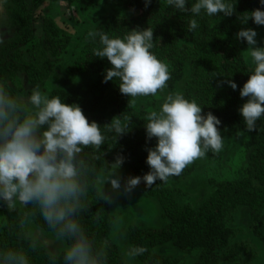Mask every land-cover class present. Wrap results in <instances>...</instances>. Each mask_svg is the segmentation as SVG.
Wrapping results in <instances>:
<instances>
[{
  "label": "trees",
  "instance_id": "trees-1",
  "mask_svg": "<svg viewBox=\"0 0 264 264\" xmlns=\"http://www.w3.org/2000/svg\"><path fill=\"white\" fill-rule=\"evenodd\" d=\"M113 1L126 10V14L104 12L97 19L93 31H105L110 38H123L132 29L152 28L154 47L150 51L169 66L170 79L167 83L177 79L183 66L187 65L188 77L180 92L185 99L195 100L202 107V115L211 112L216 116L221 121L218 130L225 133L247 131L239 111L247 97L241 98L240 89L252 74L253 65L245 61L243 51L247 43L237 39V33L256 26L251 18L246 22L243 19L257 8L264 10L260 0H236L231 16L222 13L209 16L203 10L199 15L181 13L169 6L167 0H151L147 7L145 0ZM40 2L32 0L31 7L36 8ZM194 2L187 0V6L190 8ZM192 19L197 20L198 26L189 32ZM8 21L12 34L0 43V83L9 85L8 81L13 76L24 72L33 85L41 88L42 79L48 75L49 55L62 51L68 43V36L48 17L42 19V35H36L32 15L22 10L10 12ZM98 48H102L99 36L95 39L89 37L67 67L71 74L100 73V77L91 84V98L78 100L58 90L50 91L49 98L59 96L63 103L79 105L89 122L95 121L101 126L105 141L100 146V152L90 146L81 154L94 167L95 173L91 177L92 188L86 200L89 211L82 213L79 221L86 234L96 242L97 249L107 241V247L103 249V264H129L109 235V205L99 195L95 176L100 170L108 168L111 151L116 157H124L132 177H143L150 171L146 163L147 149L154 148L157 141L155 137L146 138V113L133 106L131 97L120 93L119 79L103 82L105 69L111 65L106 57L93 56L94 49ZM227 79L237 84L236 90L222 83ZM109 87L113 89L117 117L122 121L125 118L132 120L130 130L117 138L107 125L111 121L96 111L98 101ZM255 132L242 179L217 182L214 190L197 207L180 202V189L167 187L164 181L157 180L150 187L141 182L147 193L158 200L166 221L158 228L135 224L127 227L126 234L133 247L146 249L137 256L138 264H177L175 259L151 250L156 244L168 240L180 248L202 249L199 257L188 264H220L216 249L223 245V236L217 231L229 205L250 208L251 229L264 242V224L260 215L264 207V115L256 122ZM97 156L100 159H96ZM33 211L32 205L23 207L15 220L0 226V250L23 249L28 264H62L59 257L53 260L46 249L22 237L20 224L28 220L47 229L38 212L35 217L31 215ZM33 244L36 245L34 250L31 248Z\"/></svg>",
  "mask_w": 264,
  "mask_h": 264
},
{
  "label": "clouds",
  "instance_id": "clouds-1",
  "mask_svg": "<svg viewBox=\"0 0 264 264\" xmlns=\"http://www.w3.org/2000/svg\"><path fill=\"white\" fill-rule=\"evenodd\" d=\"M151 0H145V7ZM236 0H195L189 8L187 0H167V4L181 13L207 15L222 13L231 16ZM264 6V0H260ZM256 25H264V10L257 8L244 17ZM198 22L192 19L188 31L196 29ZM88 36H99L102 48L94 49L93 56L107 58L111 67L105 69L103 82L119 79L121 94L136 98L155 96L167 86L169 66L158 59L154 47L153 29H132L123 37L110 38L107 32L90 31ZM257 32L245 28L237 33V39L248 45L253 72L240 89L241 98L247 97L239 109L248 132L256 130V122L264 115V47H257ZM233 90L237 84L227 79ZM202 107L195 100L189 101L180 92L166 95L159 111H151L145 124L146 138H156L154 148L147 149L146 163L150 171L143 177H129L123 181L117 169L124 162L117 155L110 174L98 177L104 185L99 193L109 205L115 203L114 193L123 188L131 193L141 182L146 187L157 180L166 181L179 176L195 160L204 157L209 150L219 152L224 138L218 130L221 121L211 112L202 115ZM114 121V122H113ZM131 119L113 118L107 124L116 138L126 134ZM115 138V140H116ZM105 135L95 121L89 122L77 104H66L59 96L49 98L38 88L30 95L15 93L10 85L0 83V201L16 211V206L34 207L47 225L48 235L41 234L38 243L59 257L62 264H103L107 241L97 249L82 227L79 218L89 211L86 200L92 188L94 167L83 157L85 148L100 152ZM96 159H100L99 156ZM110 185V190L105 185ZM35 244L31 246L35 249ZM57 249L62 251L57 252ZM146 251L132 247L126 255L135 258ZM0 264H28L25 251L0 250Z\"/></svg>",
  "mask_w": 264,
  "mask_h": 264
},
{
  "label": "rangeland",
  "instance_id": "rangeland-1",
  "mask_svg": "<svg viewBox=\"0 0 264 264\" xmlns=\"http://www.w3.org/2000/svg\"><path fill=\"white\" fill-rule=\"evenodd\" d=\"M32 0H0V43L11 36L9 13L22 10L30 13L34 19L35 33L42 35V19L51 18L68 36L65 48L55 55H49L48 75L42 79V87L38 88L49 96L50 91L58 90L75 97L78 100L91 98V84L100 77V73L71 74L67 67L72 63L83 44L89 38L88 33L93 31L97 19L104 12L126 14V10L117 6L113 0H41L36 8L31 7ZM253 30L257 32V47H264V25H256ZM248 45L243 51L246 62L252 64L248 54ZM189 68L184 65L180 76L155 96H141L132 98L136 109L148 114L159 111L166 95L183 90L184 81L188 77ZM8 84L13 92L30 95L32 89L37 88L24 72L13 76ZM96 111L107 120L117 117L113 89L107 88L97 103ZM114 122V121H113ZM220 131V130H219ZM224 138L221 151L209 150L207 154L189 164L179 176L169 177L164 184L170 188L180 189L178 199L180 202L197 207L215 188L217 182L240 181L248 166L249 151L256 132L234 131L225 133L220 131ZM111 160L108 168L102 169L95 176V184L99 192L104 185L98 177H103L115 169L111 166L116 156L110 151ZM122 183L132 177L128 165L123 162L117 169ZM110 190V185H105ZM115 203L109 205L110 230L109 235L116 244L120 254L129 264H138L139 259L126 255L133 245L129 241L126 229L130 224L139 227L158 228L162 226L166 217L158 200L147 193L140 184L131 193H114ZM23 207L19 204L16 211H10L3 201H0V226L7 221L17 218ZM219 221L218 234L223 236V245L216 249L220 264H264V242L252 231L250 226V208L246 205H229ZM261 221L264 224V207L260 210ZM22 237L37 244L41 234L48 235V230L32 220L20 224ZM48 252L49 250L45 247ZM153 252L175 259L177 264H188L195 261L202 249L200 247L180 248L169 240L156 244ZM57 252L62 249H57ZM50 253V252H49ZM52 254V253H50Z\"/></svg>",
  "mask_w": 264,
  "mask_h": 264
}]
</instances>
